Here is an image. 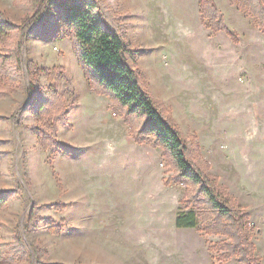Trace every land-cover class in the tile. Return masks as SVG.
I'll return each instance as SVG.
<instances>
[{
  "label": "rangeland",
  "instance_id": "rangeland-1",
  "mask_svg": "<svg viewBox=\"0 0 264 264\" xmlns=\"http://www.w3.org/2000/svg\"><path fill=\"white\" fill-rule=\"evenodd\" d=\"M52 1L0 0L19 24L0 31V53L21 44L19 57L0 61V193L10 192L0 264H245L145 119L95 88ZM96 1L123 25L143 88L180 130L188 159L249 214L252 264H264L262 0H211L227 27L216 31L201 0ZM41 96L48 107L37 116ZM191 210L197 227H178Z\"/></svg>",
  "mask_w": 264,
  "mask_h": 264
},
{
  "label": "trees",
  "instance_id": "trees-1",
  "mask_svg": "<svg viewBox=\"0 0 264 264\" xmlns=\"http://www.w3.org/2000/svg\"><path fill=\"white\" fill-rule=\"evenodd\" d=\"M33 1L36 2V0ZM50 3L60 11L63 21L73 31L79 58L87 73L95 81V88L100 92L110 94L125 109L127 116L136 115L145 119L148 132L154 134L170 152L181 175L202 189L216 211L218 229L220 232L228 234L233 240L232 251L238 252L240 260L245 264H252L255 247L245 232L249 214L242 210L240 212L233 209V206L225 201L212 181L188 159V147L180 130L164 113L151 94L143 88L139 79V70L135 67L137 64L135 51L124 37L123 25L113 20L109 16V12L96 0H53ZM201 4L203 10L206 9L204 16H211L208 25L213 30L227 28L219 18L217 6L211 0H201ZM262 6L264 15V0H262ZM40 22L36 21L34 24ZM18 27L19 24L15 23L10 15L0 8V31ZM34 29L32 30L33 34L37 32ZM20 55L21 44L17 43L14 50L8 54L0 53V61L5 63ZM15 79L19 81L18 76H15ZM6 94L7 92L3 93L0 90V97ZM46 100L48 99H45V96H41L39 99L40 108L33 109L35 115L39 116L41 110L43 111L48 107ZM25 109L17 113L15 122H18L20 112ZM62 119V113H60L56 121ZM35 130L41 137H46L49 145H57L58 148L66 152L69 151L67 146L59 143L54 136L50 135L47 128L35 126ZM3 143L4 141L0 139V145ZM46 143H44L45 147H47ZM6 154L7 151L0 150V160ZM1 176L2 173L0 172ZM9 194V191L0 193V207L6 204ZM34 213L35 209L32 212L31 220L34 219ZM47 220L52 230L60 231L61 227L56 224L52 217L47 218ZM176 225L178 227H197L196 212L194 210L180 212L176 218Z\"/></svg>",
  "mask_w": 264,
  "mask_h": 264
},
{
  "label": "bare ground",
  "instance_id": "bare-ground-1",
  "mask_svg": "<svg viewBox=\"0 0 264 264\" xmlns=\"http://www.w3.org/2000/svg\"><path fill=\"white\" fill-rule=\"evenodd\" d=\"M153 30H154V29H153ZM160 33H161L162 37H165L162 31H160ZM158 34H159V33H158Z\"/></svg>",
  "mask_w": 264,
  "mask_h": 264
},
{
  "label": "crops",
  "instance_id": "crops-1",
  "mask_svg": "<svg viewBox=\"0 0 264 264\" xmlns=\"http://www.w3.org/2000/svg\"><path fill=\"white\" fill-rule=\"evenodd\" d=\"M44 172H45V168H44V170H43ZM4 172H2V174H3Z\"/></svg>",
  "mask_w": 264,
  "mask_h": 264
}]
</instances>
